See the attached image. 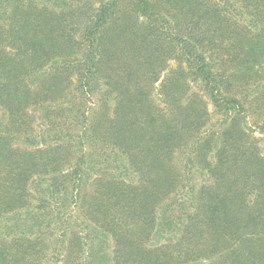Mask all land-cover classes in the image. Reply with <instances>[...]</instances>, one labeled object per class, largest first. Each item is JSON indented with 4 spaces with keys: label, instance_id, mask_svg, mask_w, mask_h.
Returning a JSON list of instances; mask_svg holds the SVG:
<instances>
[{
    "label": "trees",
    "instance_id": "1",
    "mask_svg": "<svg viewBox=\"0 0 264 264\" xmlns=\"http://www.w3.org/2000/svg\"><path fill=\"white\" fill-rule=\"evenodd\" d=\"M194 263L264 264V0H0V264Z\"/></svg>",
    "mask_w": 264,
    "mask_h": 264
},
{
    "label": "rangeland",
    "instance_id": "2",
    "mask_svg": "<svg viewBox=\"0 0 264 264\" xmlns=\"http://www.w3.org/2000/svg\"><path fill=\"white\" fill-rule=\"evenodd\" d=\"M250 124H253V122L251 121ZM252 126H253V128H254V124H253ZM255 134H256L257 136H261L260 133H259L258 131H255ZM202 263H203V262H202ZM194 264H197V263H194Z\"/></svg>",
    "mask_w": 264,
    "mask_h": 264
}]
</instances>
